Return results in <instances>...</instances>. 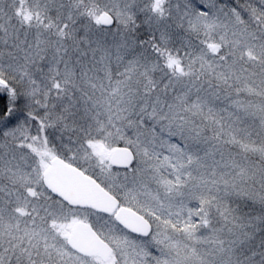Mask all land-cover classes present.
<instances>
[{
	"label": "snow or ice",
	"instance_id": "6c2138e0",
	"mask_svg": "<svg viewBox=\"0 0 264 264\" xmlns=\"http://www.w3.org/2000/svg\"><path fill=\"white\" fill-rule=\"evenodd\" d=\"M0 264H264V0H0Z\"/></svg>",
	"mask_w": 264,
	"mask_h": 264
}]
</instances>
